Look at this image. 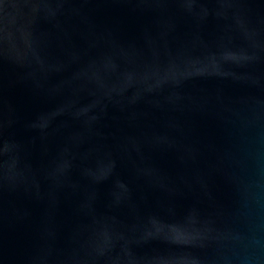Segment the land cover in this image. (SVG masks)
<instances>
[{
  "label": "water",
  "instance_id": "95a60500",
  "mask_svg": "<svg viewBox=\"0 0 264 264\" xmlns=\"http://www.w3.org/2000/svg\"><path fill=\"white\" fill-rule=\"evenodd\" d=\"M0 264H264V0H0Z\"/></svg>",
  "mask_w": 264,
  "mask_h": 264
}]
</instances>
